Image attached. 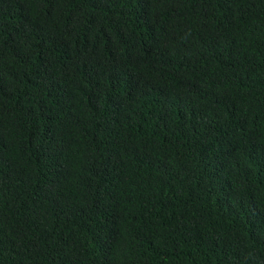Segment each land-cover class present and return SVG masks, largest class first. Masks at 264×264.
I'll return each mask as SVG.
<instances>
[{
  "label": "trees",
  "instance_id": "obj_1",
  "mask_svg": "<svg viewBox=\"0 0 264 264\" xmlns=\"http://www.w3.org/2000/svg\"><path fill=\"white\" fill-rule=\"evenodd\" d=\"M0 264H264V0H0Z\"/></svg>",
  "mask_w": 264,
  "mask_h": 264
}]
</instances>
